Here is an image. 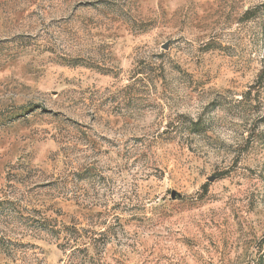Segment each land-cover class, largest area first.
Returning a JSON list of instances; mask_svg holds the SVG:
<instances>
[{"label":"rangeland","instance_id":"obj_1","mask_svg":"<svg viewBox=\"0 0 264 264\" xmlns=\"http://www.w3.org/2000/svg\"><path fill=\"white\" fill-rule=\"evenodd\" d=\"M0 264H264V0H0Z\"/></svg>","mask_w":264,"mask_h":264}]
</instances>
